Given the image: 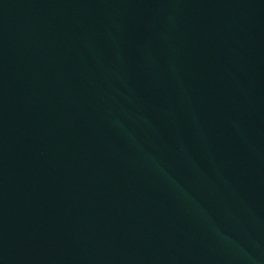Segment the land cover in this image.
I'll list each match as a JSON object with an SVG mask.
<instances>
[{"label": "water", "instance_id": "water-1", "mask_svg": "<svg viewBox=\"0 0 264 264\" xmlns=\"http://www.w3.org/2000/svg\"><path fill=\"white\" fill-rule=\"evenodd\" d=\"M0 264H264L238 0H0Z\"/></svg>", "mask_w": 264, "mask_h": 264}]
</instances>
